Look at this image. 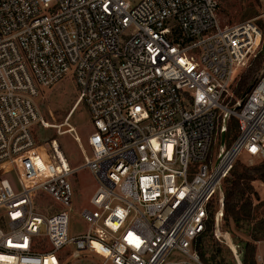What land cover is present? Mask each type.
Instances as JSON below:
<instances>
[{
	"label": "built area",
	"instance_id": "built-area-1",
	"mask_svg": "<svg viewBox=\"0 0 264 264\" xmlns=\"http://www.w3.org/2000/svg\"><path fill=\"white\" fill-rule=\"evenodd\" d=\"M219 8L0 0V264H205L194 242L209 205L219 197V228L237 161H264V71L231 99L263 30L255 19L222 24ZM68 78L93 126L79 166L57 139L37 138L42 92ZM82 169L97 187L80 213L88 229L72 234Z\"/></svg>",
	"mask_w": 264,
	"mask_h": 264
},
{
	"label": "rangeland",
	"instance_id": "rangeland-1",
	"mask_svg": "<svg viewBox=\"0 0 264 264\" xmlns=\"http://www.w3.org/2000/svg\"><path fill=\"white\" fill-rule=\"evenodd\" d=\"M219 19L222 24L255 19L263 30V39L256 54L241 68L234 79L232 85L233 96L231 97L232 102H234L236 98L240 97L235 89L240 83L242 74L252 66L258 54H262L264 58V0H220ZM263 71L264 68L259 71V75ZM77 99L78 90L74 82L68 78L44 90L38 100L41 114L45 120V127L38 126L37 138L40 142L57 139L72 166L81 165L85 153H90L91 149L87 143V138L93 130L91 115L87 106L79 104L74 109ZM229 123L231 127L228 129L225 139L226 146L237 135L236 120L232 118ZM261 162V160L251 158L245 154L237 161L234 169L241 170L242 166H253ZM71 182L74 187V196L70 231L72 234H79L88 229V224L82 219L80 213L84 207L90 204V198L97 187V182L87 169H82L76 173L71 178ZM253 186L257 195L253 196L252 208L249 214L241 213V218L238 220L225 214L219 228L215 226L216 240L222 248V252L217 259H224V264H238L233 253L234 244L237 243L244 248L248 241L256 246L254 257L256 262L264 264V181L254 180ZM218 198L212 202L214 204L212 208L216 209V212L219 208ZM255 238L259 240H255ZM36 245L46 248L49 246V242L46 239H40ZM206 258L211 259V254H207ZM204 263L214 264L211 260L208 263L204 261Z\"/></svg>",
	"mask_w": 264,
	"mask_h": 264
},
{
	"label": "trees",
	"instance_id": "trees-1",
	"mask_svg": "<svg viewBox=\"0 0 264 264\" xmlns=\"http://www.w3.org/2000/svg\"><path fill=\"white\" fill-rule=\"evenodd\" d=\"M262 68H264V58L262 54H258L252 66L242 74L240 83L235 89L237 95L243 97L249 92L250 88L257 82L259 71ZM230 127L229 125L228 129H230ZM229 145L230 142L228 146ZM257 179L264 181V161L253 166H242L241 170L234 169L232 171L231 175L226 179L224 186V215H230L238 220L241 218V213L249 214L252 208L253 196L257 195L253 186V181ZM212 202L209 205L210 218L206 222L204 231L196 238L194 246L202 260L207 263L211 260L214 264H224V259H217L222 252V248L215 236L216 209L212 208L214 205ZM255 240L259 239L255 238ZM235 246L243 264H258L254 258L256 251L255 244L248 241L244 248L237 243ZM209 253L211 254V259L206 258V255Z\"/></svg>",
	"mask_w": 264,
	"mask_h": 264
},
{
	"label": "bare ground",
	"instance_id": "bare-ground-1",
	"mask_svg": "<svg viewBox=\"0 0 264 264\" xmlns=\"http://www.w3.org/2000/svg\"><path fill=\"white\" fill-rule=\"evenodd\" d=\"M77 106H79V104L76 103L75 106H74V109H75Z\"/></svg>",
	"mask_w": 264,
	"mask_h": 264
},
{
	"label": "water",
	"instance_id": "water-1",
	"mask_svg": "<svg viewBox=\"0 0 264 264\" xmlns=\"http://www.w3.org/2000/svg\"><path fill=\"white\" fill-rule=\"evenodd\" d=\"M224 139H225V136L223 135V136H222V140L224 141Z\"/></svg>",
	"mask_w": 264,
	"mask_h": 264
},
{
	"label": "crops",
	"instance_id": "crops-1",
	"mask_svg": "<svg viewBox=\"0 0 264 264\" xmlns=\"http://www.w3.org/2000/svg\"><path fill=\"white\" fill-rule=\"evenodd\" d=\"M262 248V246H260Z\"/></svg>",
	"mask_w": 264,
	"mask_h": 264
},
{
	"label": "snow or ice",
	"instance_id": "snow-or-ice-1",
	"mask_svg": "<svg viewBox=\"0 0 264 264\" xmlns=\"http://www.w3.org/2000/svg\"><path fill=\"white\" fill-rule=\"evenodd\" d=\"M254 150V149H253Z\"/></svg>",
	"mask_w": 264,
	"mask_h": 264
}]
</instances>
